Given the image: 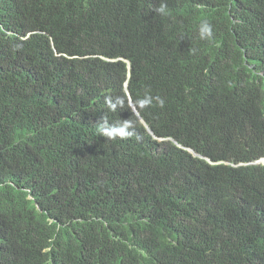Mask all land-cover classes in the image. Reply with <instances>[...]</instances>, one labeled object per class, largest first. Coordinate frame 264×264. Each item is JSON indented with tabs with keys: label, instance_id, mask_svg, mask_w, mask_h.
Listing matches in <instances>:
<instances>
[{
	"label": "trees",
	"instance_id": "obj_1",
	"mask_svg": "<svg viewBox=\"0 0 264 264\" xmlns=\"http://www.w3.org/2000/svg\"><path fill=\"white\" fill-rule=\"evenodd\" d=\"M263 159L264 0L0 3V264H264Z\"/></svg>",
	"mask_w": 264,
	"mask_h": 264
},
{
	"label": "clouds",
	"instance_id": "obj_2",
	"mask_svg": "<svg viewBox=\"0 0 264 264\" xmlns=\"http://www.w3.org/2000/svg\"><path fill=\"white\" fill-rule=\"evenodd\" d=\"M5 1H6V6L8 7L11 0H0V3L5 2ZM156 12L161 14V15L166 14V5H161L160 7H158L156 9ZM198 34H199V37L201 39H205V40L210 39L213 36V26L211 25V23H209L207 21L202 22L199 25ZM124 90H125L127 96L130 97L128 82H126V84L124 86ZM130 102H131L130 106L133 109L134 113L136 114L137 118L145 125V122L141 118L139 112L137 111L136 106L132 103V100ZM154 102L160 107L164 106V100L162 98L153 97L150 92L146 91L144 96L142 98H139L136 101V104L140 109H144V108H149V107L153 106ZM124 103H125V101L123 98L117 97L114 100L110 99L108 101L109 110L110 111H116L117 108L122 107L124 105ZM134 127H135V124L132 121H122V122L110 124L106 120H104L99 125V131H100L101 135L106 137L107 139H116V138L127 139L134 134V132L131 130V129H134ZM150 134H152V133L150 132ZM155 139H157V138H155ZM158 140H160L162 142L163 141H166V142L171 141V139H160V138ZM176 145H178V144H176ZM185 150H187L190 154H192L196 158L205 159L204 157L200 156L198 153H196L195 151H193L189 148H185ZM205 160L207 162H209L210 164H213L210 162V160H208V159H205ZM260 163H264V159L261 160L260 162H257L256 164H260ZM220 164H224V162H222Z\"/></svg>",
	"mask_w": 264,
	"mask_h": 264
}]
</instances>
